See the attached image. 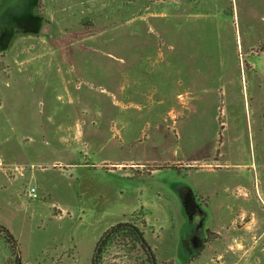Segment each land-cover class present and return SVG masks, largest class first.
Segmentation results:
<instances>
[{"label": "rangeland", "instance_id": "1", "mask_svg": "<svg viewBox=\"0 0 264 264\" xmlns=\"http://www.w3.org/2000/svg\"><path fill=\"white\" fill-rule=\"evenodd\" d=\"M0 229L20 264H264V0H0Z\"/></svg>", "mask_w": 264, "mask_h": 264}, {"label": "flooded vegetation", "instance_id": "2", "mask_svg": "<svg viewBox=\"0 0 264 264\" xmlns=\"http://www.w3.org/2000/svg\"><path fill=\"white\" fill-rule=\"evenodd\" d=\"M177 196L181 204L184 223L180 228L179 254L184 260L198 255L207 244L205 223L207 213L204 204L186 186L177 188Z\"/></svg>", "mask_w": 264, "mask_h": 264}, {"label": "trees", "instance_id": "3", "mask_svg": "<svg viewBox=\"0 0 264 264\" xmlns=\"http://www.w3.org/2000/svg\"><path fill=\"white\" fill-rule=\"evenodd\" d=\"M0 235L3 236L5 242L10 246L12 255L15 256V264H20L19 258L16 257L15 242L13 241L10 233L4 229H0ZM113 239H119V241L121 242H130L133 246L135 245L138 246L146 255L151 256L149 254V248L143 237L142 232L137 230L135 227H130L129 225L126 224H118L112 227L110 231L105 235V238H103L102 242H100L99 247L103 243L105 246ZM181 248L182 247H180L179 251L182 252ZM95 263H96L95 260L92 261V264Z\"/></svg>", "mask_w": 264, "mask_h": 264}, {"label": "built area", "instance_id": "4", "mask_svg": "<svg viewBox=\"0 0 264 264\" xmlns=\"http://www.w3.org/2000/svg\"><path fill=\"white\" fill-rule=\"evenodd\" d=\"M29 196L32 197V198H36V197H37V195H36V190L33 189V188H31V189L29 190Z\"/></svg>", "mask_w": 264, "mask_h": 264}]
</instances>
